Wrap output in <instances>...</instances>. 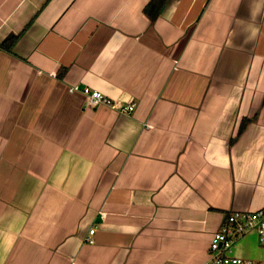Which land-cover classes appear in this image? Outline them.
Here are the masks:
<instances>
[{
	"label": "crops",
	"instance_id": "1",
	"mask_svg": "<svg viewBox=\"0 0 264 264\" xmlns=\"http://www.w3.org/2000/svg\"><path fill=\"white\" fill-rule=\"evenodd\" d=\"M151 2L0 0V264H208L264 206V0Z\"/></svg>",
	"mask_w": 264,
	"mask_h": 264
},
{
	"label": "built area",
	"instance_id": "2",
	"mask_svg": "<svg viewBox=\"0 0 264 264\" xmlns=\"http://www.w3.org/2000/svg\"><path fill=\"white\" fill-rule=\"evenodd\" d=\"M69 92H79L86 98L90 106L103 103L119 111L129 114L134 108V102L117 106L110 98L99 90L87 86L70 85ZM256 231L259 242L264 243V206L255 211L235 210L227 214L217 230L210 238L208 246V264H264V261H254L231 254L234 242L249 231ZM95 231L92 227L85 240L92 242L91 234Z\"/></svg>",
	"mask_w": 264,
	"mask_h": 264
},
{
	"label": "trees",
	"instance_id": "3",
	"mask_svg": "<svg viewBox=\"0 0 264 264\" xmlns=\"http://www.w3.org/2000/svg\"><path fill=\"white\" fill-rule=\"evenodd\" d=\"M164 2V0H152V2H151V6H153L152 8H153V10L151 11V15L154 17L156 14H157V12H158V10H159V7L161 6V4ZM15 39H16V36H11V37H9L8 39H6V40H4L3 42H1L0 43V46L1 47H4V48H6V49H10L11 48V46H12V44H13V42L15 41ZM243 124V123H242ZM242 124H241V126H242Z\"/></svg>",
	"mask_w": 264,
	"mask_h": 264
}]
</instances>
